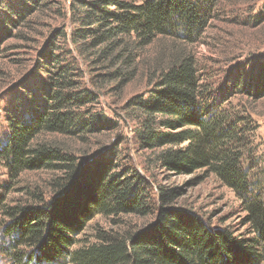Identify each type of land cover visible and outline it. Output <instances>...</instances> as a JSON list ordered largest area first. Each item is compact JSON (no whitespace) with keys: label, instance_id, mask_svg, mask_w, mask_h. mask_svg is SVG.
I'll list each match as a JSON object with an SVG mask.
<instances>
[{"label":"rangeland","instance_id":"1","mask_svg":"<svg viewBox=\"0 0 264 264\" xmlns=\"http://www.w3.org/2000/svg\"><path fill=\"white\" fill-rule=\"evenodd\" d=\"M7 1L0 0V142L9 134V117L38 109L46 99L43 89H48L51 77L59 79L57 73L65 74L62 81L70 85L65 94L88 100L68 107L82 131L70 136L46 133L38 139L52 142L70 157L54 163H71L73 176L68 178L72 168H42L13 176L0 162V207L44 210L51 201L63 203L66 198L85 206L92 195L98 197L97 179L116 178L138 187L146 210H94L72 234L76 243L71 249L99 242L103 234L149 232L163 206L193 214L210 228L226 230L238 239L255 235L244 195L208 169L179 173L162 164L163 147H151L136 133L141 114L134 102L154 94L160 70L171 66L180 51L193 54L203 85L201 105L207 111L224 109L233 115L242 138L233 145L243 154L241 165L250 193L264 198V0H217L196 37H158L137 48L136 57L127 51V42L84 44L88 40L76 35L82 26L75 18L82 0H12L22 5L25 1L20 8L28 11L23 17L10 13L12 20L5 22L1 16L9 13ZM123 38L127 41V35ZM159 131L178 130L161 127ZM55 183H65L66 191ZM165 193L171 194L167 201ZM22 214L0 213V264H28L37 251V245L14 243L13 235L5 232ZM13 250L23 257L17 259ZM31 264L70 262L63 256Z\"/></svg>","mask_w":264,"mask_h":264},{"label":"trees","instance_id":"2","mask_svg":"<svg viewBox=\"0 0 264 264\" xmlns=\"http://www.w3.org/2000/svg\"><path fill=\"white\" fill-rule=\"evenodd\" d=\"M23 2V5L27 4ZM17 3L5 2L9 13H3L2 20L10 22L12 14L25 16L27 8H20L21 2ZM216 3L217 0H142L140 3L82 0L75 10V18L82 26L76 35L88 40L90 43L84 44L90 46L127 42V51H132L136 57L137 48L158 37H176L178 34L187 39L196 37L207 25ZM126 35L127 41L123 38ZM179 54L171 66L160 70L159 88L154 94L134 102L141 114V128L136 133L151 147H163L159 157L166 168L179 173L208 169L244 195L243 202L255 235L238 239L226 230L210 228L193 214L163 206L157 223L149 232L127 236L103 234L99 235V242L71 249L76 243L72 234L94 210L124 213L146 210L141 205L144 199L136 185H128L126 180L118 182L111 178L107 181L101 177L95 183L97 199L92 195L85 206L66 198L63 203L51 201L44 210L0 207V213L9 217L23 213L21 218H14L13 225L6 227L5 232L8 229L7 235H13L14 243L37 245L28 264L55 261L63 256L70 264L264 263V198L259 193H250V183L241 165L243 154L239 146L233 145L234 141L238 140L240 144L242 140L237 133V121H233V115L227 110L204 109L198 61L191 53L180 51ZM61 73H57L59 79L50 78L48 89H43L46 99L38 109L20 115L14 113L8 119L9 134L4 142H0V162L13 176L42 168H72L68 178L73 176L71 163H54L67 161L70 157L63 155L52 142L38 141L46 133L70 136L83 130L76 123V114L68 107L83 104L88 97L76 99L73 94H65L64 90L70 85L62 81L66 76ZM161 127L178 131H159ZM55 184L65 189V183ZM171 194L165 193L163 198L169 200ZM11 254L19 260L23 257L14 250Z\"/></svg>","mask_w":264,"mask_h":264}]
</instances>
